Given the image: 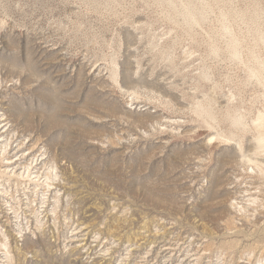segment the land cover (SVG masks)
Wrapping results in <instances>:
<instances>
[{
	"label": "rangeland",
	"instance_id": "1",
	"mask_svg": "<svg viewBox=\"0 0 264 264\" xmlns=\"http://www.w3.org/2000/svg\"><path fill=\"white\" fill-rule=\"evenodd\" d=\"M0 264H264V0H0Z\"/></svg>",
	"mask_w": 264,
	"mask_h": 264
}]
</instances>
